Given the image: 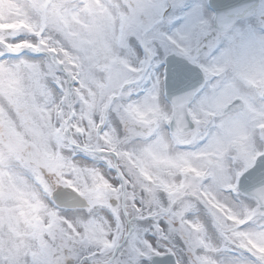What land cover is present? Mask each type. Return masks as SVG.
<instances>
[{"label":"snow or ice","instance_id":"1","mask_svg":"<svg viewBox=\"0 0 264 264\" xmlns=\"http://www.w3.org/2000/svg\"><path fill=\"white\" fill-rule=\"evenodd\" d=\"M220 2L0 0V264H125L120 227L91 218L102 206L164 213L191 234L192 264H221L185 218L193 201L239 264H264V0L228 18ZM136 46L143 56L130 59ZM166 82L191 90L162 106ZM113 110L123 138L107 126ZM78 150L107 157L119 179L82 166ZM256 184L247 206L233 205ZM54 192L69 207L86 201L87 218L61 212ZM135 252L164 254L147 242Z\"/></svg>","mask_w":264,"mask_h":264},{"label":"rangeland","instance_id":"2","mask_svg":"<svg viewBox=\"0 0 264 264\" xmlns=\"http://www.w3.org/2000/svg\"><path fill=\"white\" fill-rule=\"evenodd\" d=\"M205 2H206V0H205ZM139 52H141V50L139 49V47H137L136 46V50L134 51V52H132V53H130L129 54V58L130 59H136V58H138V57H142L143 55H140L139 54ZM24 58H26V56H24ZM26 59H29V58H26ZM40 59H43V58H40ZM40 59H36V60H40ZM159 59V58H158ZM153 70L154 71H156V72H163V65L162 64H155L154 63V65H153ZM150 86V82H144V83H142L141 84V89L143 88V89H147L148 87ZM136 91V90H135ZM138 93L136 94V95H134V96H139L140 95V97L139 98H143V96L145 95V92L146 91H137ZM135 100H139V99H136L135 98ZM161 103H162V106H168V104L164 101V98H163V95H162V100H161ZM116 124V120L112 117V119H111V121H110V125H111V128H113V129H116L115 128V125ZM160 132H161V135H163V136H165V137H170L171 135L167 132V128L164 126V125H162L161 126V129H160ZM120 133H122V136H121V134ZM117 134L119 135V136H121L122 138H123V136H124V134H125V125H124V127L122 128V129H120V130H118V132H117ZM139 139L137 140V144H139ZM77 155H79V153H75V156L74 157H72L74 160H76V159H80V160H82V162H83V164H85V166H87V167H92V168H96V169H98V170H103V168H100V167H103L104 166V164H103V162H105V157H102V156H99V155H97V156H92V157H86V158H83V157H77ZM113 170H114V168H113ZM116 179H119V177L117 176L116 177ZM239 199V198H238ZM231 202L233 203V205L234 206H236V207H241V206H247L249 203H250V201H246V202H242L240 199L238 200V201H236V200H232L231 199ZM101 208L102 209H106V207H98V208H96V210H101ZM205 224H208V223H206L205 222ZM205 224H203V226L205 225ZM114 227H115V225H114ZM113 227V231H115V228ZM158 233H160V232H158ZM174 235L175 236H178V237H180V238H182V234L181 233H174ZM185 242H189L190 241V239H189V237H188V239H183Z\"/></svg>","mask_w":264,"mask_h":264},{"label":"bare ground","instance_id":"3","mask_svg":"<svg viewBox=\"0 0 264 264\" xmlns=\"http://www.w3.org/2000/svg\"><path fill=\"white\" fill-rule=\"evenodd\" d=\"M137 99H140V98L138 97ZM75 161L80 163L82 166H85V164H83L82 160L76 159ZM93 219H95L98 222H102V223L106 222V223H108L109 219H111V216H110L109 212H100L99 215L94 216ZM230 263H232V262H230Z\"/></svg>","mask_w":264,"mask_h":264},{"label":"water","instance_id":"4","mask_svg":"<svg viewBox=\"0 0 264 264\" xmlns=\"http://www.w3.org/2000/svg\"><path fill=\"white\" fill-rule=\"evenodd\" d=\"M171 61H175V58H174V59H172ZM169 87H170V86H169ZM175 88H176V87H175ZM175 88H174V87H172V86H171V88H170V94H171V97H173V95H174Z\"/></svg>","mask_w":264,"mask_h":264}]
</instances>
